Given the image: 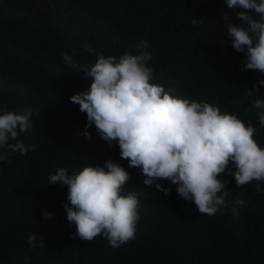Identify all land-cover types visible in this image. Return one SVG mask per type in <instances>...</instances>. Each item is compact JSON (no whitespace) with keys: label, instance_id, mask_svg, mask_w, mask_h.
Returning a JSON list of instances; mask_svg holds the SVG:
<instances>
[{"label":"trees","instance_id":"obj_1","mask_svg":"<svg viewBox=\"0 0 264 264\" xmlns=\"http://www.w3.org/2000/svg\"><path fill=\"white\" fill-rule=\"evenodd\" d=\"M225 11L241 23L224 0H0V106L39 112L19 136L36 151L0 162V264H264V192L255 191L256 182L238 188L234 177L221 174L229 181L228 207L213 216L199 213L167 180L155 182L171 189L167 195L155 183L146 186L141 170L129 167L118 145L102 140L95 125L87 129L90 139L80 135L86 114L69 98L87 90L92 78L61 56L67 52L90 68L96 56L85 42L105 56H119L136 54L145 39L152 83L255 125L246 91L253 100L264 99V85L254 87L264 74L241 71L244 54L225 34ZM192 18L208 21L193 27ZM254 139L264 148V129ZM108 160L130 174L125 187L139 192L136 238L120 248L109 247L101 235L77 237L63 207L67 186L47 184L59 167L71 174ZM238 197L246 204L233 215ZM44 211L51 218H42ZM32 232L45 248L28 245Z\"/></svg>","mask_w":264,"mask_h":264},{"label":"clouds","instance_id":"obj_2","mask_svg":"<svg viewBox=\"0 0 264 264\" xmlns=\"http://www.w3.org/2000/svg\"><path fill=\"white\" fill-rule=\"evenodd\" d=\"M228 9L236 10L241 23H234L223 12L226 35L232 48L244 54L241 71L253 70L264 74V0H224ZM208 21L191 19L193 27ZM83 47L96 56L89 68L67 52L61 53L70 68L91 77L90 87L69 99L86 114L85 130L95 125L102 140L115 142L122 159L129 167L139 168L146 177L143 183L153 185L167 180L176 185L184 200L192 202L199 213L213 216L228 207L229 181L219 177L227 172L236 186L253 184L255 191L264 192V148L256 139L258 129H264V99H252L247 110H255L252 120L244 121L236 114L221 112L218 106L172 95L164 86L152 83L154 69L149 66L152 52L147 40L138 41L137 53L105 56L86 42ZM264 85V80L257 82ZM31 107L10 111L0 106V162L10 163L9 157L36 151L19 139L34 126ZM130 174L119 164L108 160L105 166H83L69 173L63 167L50 174L47 184L67 186L64 204L66 218L76 225L75 235L91 241L98 235L107 239L111 248H120L136 238L139 215V192L125 185ZM159 191L169 194L170 188L155 183ZM246 202L238 197L232 206L238 215V205ZM44 211L42 218H51ZM32 232L27 238L31 248H45L43 239ZM27 259V258H26Z\"/></svg>","mask_w":264,"mask_h":264}]
</instances>
